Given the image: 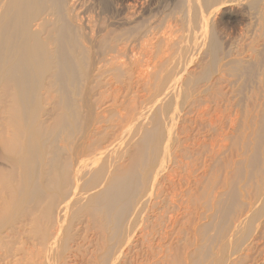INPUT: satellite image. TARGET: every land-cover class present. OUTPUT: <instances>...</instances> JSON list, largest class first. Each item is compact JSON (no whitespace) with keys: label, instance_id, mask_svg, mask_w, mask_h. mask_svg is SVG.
Listing matches in <instances>:
<instances>
[{"label":"bare ground","instance_id":"bare-ground-1","mask_svg":"<svg viewBox=\"0 0 264 264\" xmlns=\"http://www.w3.org/2000/svg\"><path fill=\"white\" fill-rule=\"evenodd\" d=\"M96 1L93 25L83 0H0V262L264 264L262 100L233 116L242 56L209 31L237 8L264 47V0H168L144 28L152 0Z\"/></svg>","mask_w":264,"mask_h":264},{"label":"rangeland","instance_id":"rangeland-1","mask_svg":"<svg viewBox=\"0 0 264 264\" xmlns=\"http://www.w3.org/2000/svg\"><path fill=\"white\" fill-rule=\"evenodd\" d=\"M84 2H83V8L82 9H84V11L85 12H83V13H85L86 14V16L87 17H89V18H91L92 20H90L91 22L90 23H92L93 25H96V24H98L99 22H98V18H99V16H98V14H101V9H100V5H99V3L96 1V0H83ZM112 1H114V0H112ZM116 1H119V0H116ZM136 0H129V3H131V4H133L134 2H135ZM149 4H150V8H151V12H148V8H147V11L146 12H143L142 13V15L141 16H139V18H141V20L142 19H147V21H149V22H145L144 23V25H143V28L144 27H146L148 24H150V22H151V20H156V19H161V21H162V19H163V21L165 22V21H167V20H170L171 22L173 21L172 19L174 18H178V16H179V14L178 13H176L173 9H172V7H171V5L170 4H168V0H152V1H150L149 2ZM235 11L236 12H234V13H232V12H229V9L227 8L226 10H224V14L222 13L220 16H218V21H217V23H218V25L216 24V25H210L209 26V31L212 33V34H214V33H216L215 35L217 36V37H219V39H220V41H222V43L220 42V45L222 44V45H224V46H222L221 45V48H223L222 50V56H224V55H226V56H230L229 58H231L232 56L235 58H239V57H241L242 56V58H243V61H241L242 60V58H241V60L239 61V62H236L237 64L239 63L240 64V62L243 64V66L241 65H238V67L236 66L237 64H234L232 67H231V65L229 66L230 68H233V67H235V70H234V68L233 69H230L229 67V70L231 71L230 73H231V75L229 74V70L227 69V72L228 73H226V80L228 79V83L225 85L223 82H222V84H224V85H222L221 86V89L222 88H224L223 90H221V91H223V93H225L226 92V96L228 97H230L228 100H231L232 102H233V104H232V102H230L233 106H232V113H234V109H235V113H236V115L234 114L233 116L235 117V116H238V117H240V118H238L237 119V121L239 122V121H241V120H244V119H241L242 118V116H243V118H245V116L246 117H248L249 115H245V114H248V113H244V112H246V110L248 109V108H250V106H251V104L253 103V102H251V101H254L253 99H256V98H254V96L255 97H259V95H260V98H257L258 99V101H259V103H261V101L259 100V99H261L262 100V103H261V105H263V107H261L262 108V111L260 110V115H259V118H260V121H259V125H258V123H257V125L258 126H260L261 127V130H259L260 129V127H257L256 125V127L258 128H256V127H254L255 128V130L257 131V130H259L257 133L259 134L260 133V131H262V134H259L258 136H256L257 134H254L255 136H254V140H252V142H249L250 143V152L248 153V154H250V153H254V155L256 154L257 155V152H258V150H257V148H260L259 146H262V147H264V104H263V102H264V95H263V91H262V86H264V84H262V83H264V77H262V75H263V72H264V68H263V66H264V64H263V62H264V58H262V60H260L261 58H259L258 57V59L256 58H254L253 60L252 59H250V63H248L249 62V60H248V62H247V60H245V59H248V58H246V57H248V54L250 55V53H252V52H255V51H253V50H258L259 48H260V50L262 51V52H260L261 54L260 55H262V57H264V47H258V49H256L257 47L256 46H258V45H260V44H258V40L256 39V38H258L255 34V32L257 31V27H258V24H256L257 23V21H256V19L254 20H251V21H247V22H242L240 19L241 18H239L240 16H239V14H238V9L237 8H235ZM226 12V13H225ZM255 13L256 12H251V14H253V15H255ZM234 14H237V15H234ZM98 17V18H97ZM97 18V19H96ZM220 18V19H219ZM104 20H106L105 18L102 20V21H104ZM220 21V22H219ZM222 21V22H221ZM245 23V24H244ZM250 23V24H249ZM178 29L179 30H182V26H181V24H179L178 23ZM249 25V26H248ZM254 25V26H253ZM92 26V25H91ZM214 26H215V30H214ZM246 27V28H245ZM245 28V29H244ZM256 29V30H255ZM244 30V31H243ZM255 30V31H254ZM241 31V32H240ZM240 33V34H239ZM244 33V34H243ZM251 33H253V34H251ZM229 34V35H228ZM242 34V35H241ZM244 36V37H243ZM244 38V39H243ZM226 43V44H225ZM252 45V46H251ZM249 47V48H248ZM255 47V48H254ZM244 49V50H243ZM250 49H251V51H250ZM244 51V52H243ZM249 51V52H248ZM227 52V53H226ZM232 55H230V54ZM252 55V54H251ZM237 58V59H238ZM245 58V59H244ZM244 60L246 61L245 63H244ZM255 60H256V62H255ZM210 61H211V59H210V56H209V54L206 52V51H203V53H202V55L200 56V58H198V60H196L195 62H193V63H191V64H189L188 65V68H189V71H190V73L189 74H191V75H193L194 77H200L201 75H203L204 74V72H205V70L206 69H208V67L210 66ZM253 61V62H252ZM251 62H252V64H251ZM255 62V63H254ZM259 64H258V63ZM257 64V65H256ZM262 64V65H261ZM251 66H253V67H251ZM242 67H244V68H242ZM261 67V68H260ZM236 68H238V69H236ZM241 68V69H240ZM246 68V69H245ZM251 68H253V69H251ZM257 68V69H256ZM218 69V68H217ZM217 69L215 68V69H213L214 70V72H215V70H216V72H217ZM256 69V70H255ZM235 71V73L233 74L232 73V71ZM245 70V71H244ZM249 70V71H248ZM254 70V71H253ZM261 70V71H260ZM263 70V71H262ZM193 72V73H192ZM214 72H212L211 71V79H212V77L215 75H217L216 73H214ZM226 72V71H225ZM253 73V74H252ZM258 73V74H257ZM233 75V76H232ZM214 76V77H215ZM258 78H259V80H258ZM262 78V79H261ZM261 79V80H260ZM121 81H122V79H121ZM255 81H256V83H255ZM259 81V82H258ZM261 81V82H260ZM232 83V84H231ZM258 83V84H257ZM260 84V85H259ZM261 84H262V86H261ZM232 85V86H231ZM258 85H259V87H258ZM229 86V87H228ZM257 87V88H256ZM229 88V89H228ZM233 88V90H231ZM252 88V89H251ZM259 88H261V89H259ZM254 89V90H253ZM257 89L258 90H261L262 92H259V91H257ZM229 91L228 93H227V91ZM263 90H264V87H263ZM225 91V92H224ZM233 92V93H232ZM254 93H255V95H254ZM258 93V94H257ZM259 93H261V94H259ZM229 94V95H228ZM253 98V99H252ZM249 100H251V101H249ZM250 102H251V104H250ZM234 104L236 105L235 107H234ZM247 104H248V106H247ZM250 104V105H249ZM234 107V108H233ZM248 107V108H247ZM248 111H249V109H248ZM247 111V112H248ZM240 112V113H239ZM237 113H239V115H237ZM241 119V120H240ZM246 119L247 118H245V120H244V123H245V121H246ZM263 120V121H262ZM237 122V123H238ZM242 122V121H241ZM238 123L237 124V126H238V136L240 135V130L241 129H243L242 128V126L240 127V125L241 124H243V123ZM243 125H245V124H243ZM239 128H241V129H239ZM256 131H255V133H256ZM262 135V136H261ZM258 137H262L261 139L260 138H258ZM236 138H238V137H236ZM257 140H256V139ZM260 139V140H259ZM237 140V139H236ZM234 141V140H230V141H232L231 143H232V145L231 144H228V148L229 149H231L232 148V146H234V144L235 143H237L234 147H235V149H239V147H242V146H238V144H240L239 142V139L237 140V141ZM259 141L258 142V144H261V145H258L257 143H255V146L257 147V148H255V150H254V148L253 147H255L254 146V142L253 141ZM239 141V142H238ZM255 141V142H256ZM234 142V143H233ZM243 144V143H242ZM241 144V145H242ZM258 146H257V145ZM245 146V145H244ZM234 147H233V149H234ZM253 148V150L255 151H252L251 152V150H252V148ZM264 151V149L263 148H260V153L259 154H261L263 151ZM258 154V156H260V158H261V155H259ZM252 155L253 154H251V157H252ZM255 155V156H256ZM249 158V160L250 159H254L253 161H255L254 163L257 165V163L259 162L260 163V158H258L257 156H256V158L253 156L252 158ZM256 159H257V161H256ZM248 160V161H249ZM253 161L252 162H250V164L251 163H253ZM254 163L253 164H251V169H252V171L254 170V167L255 168H257V166H254ZM259 163H258V165H259ZM246 164H248L249 165V162L248 163H246ZM248 169H250V166H249V168ZM248 171H250V170H248ZM15 247H17L18 245L17 244H15L14 245ZM15 255V254H14ZM14 255L12 254V255H10V258H11V260H10V262L9 263H4V262H0V264H17V259H18V257L16 256V257H14ZM16 262V263H15Z\"/></svg>","mask_w":264,"mask_h":264}]
</instances>
